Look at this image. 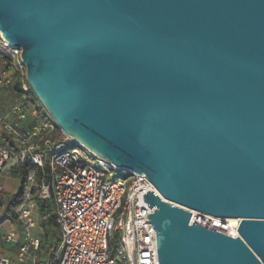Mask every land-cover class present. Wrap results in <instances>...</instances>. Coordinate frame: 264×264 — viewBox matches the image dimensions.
Wrapping results in <instances>:
<instances>
[{
    "label": "water",
    "instance_id": "1",
    "mask_svg": "<svg viewBox=\"0 0 264 264\" xmlns=\"http://www.w3.org/2000/svg\"><path fill=\"white\" fill-rule=\"evenodd\" d=\"M0 35L59 128L165 200L158 264H264V0H0Z\"/></svg>",
    "mask_w": 264,
    "mask_h": 264
},
{
    "label": "built area",
    "instance_id": "2",
    "mask_svg": "<svg viewBox=\"0 0 264 264\" xmlns=\"http://www.w3.org/2000/svg\"><path fill=\"white\" fill-rule=\"evenodd\" d=\"M0 92L17 79L28 84L20 50L0 35ZM25 94L0 110V132L13 147L0 146V173L13 157L12 166L30 163L22 199L14 209V230L0 236L3 246L0 264H158L156 232L147 214L143 195L154 192L165 201L145 174L126 172L96 156L66 135L48 114H31ZM0 183V199H3ZM50 203L60 233L58 248L51 260L40 257L43 230L39 204ZM7 204L0 206L5 210ZM178 206V205H175ZM189 224L197 223L219 232L225 224L216 218L191 211Z\"/></svg>",
    "mask_w": 264,
    "mask_h": 264
},
{
    "label": "trees",
    "instance_id": "3",
    "mask_svg": "<svg viewBox=\"0 0 264 264\" xmlns=\"http://www.w3.org/2000/svg\"><path fill=\"white\" fill-rule=\"evenodd\" d=\"M13 91L17 95L25 94L27 99L35 106H38V110H40L44 116H47L46 110L43 108L37 97L32 92L31 88L27 84L25 88H22L19 81L16 79L12 86ZM8 144L13 147L10 139L7 138L5 134H0V145ZM14 148V147H13ZM33 166L30 163L25 164H16L12 167L11 171L15 178H18V189L16 193L12 194L7 201L0 199V206L3 204H7L5 208V219L14 221L15 214L14 209L20 203L22 199L23 187L26 182V176L29 170H31ZM39 214H40V225L43 230L42 235V246L40 257L44 260H51L53 253L58 248L60 242V233L58 226L55 222L54 210L50 203H41L39 204ZM6 253L0 249V255H5Z\"/></svg>",
    "mask_w": 264,
    "mask_h": 264
},
{
    "label": "rangeland",
    "instance_id": "4",
    "mask_svg": "<svg viewBox=\"0 0 264 264\" xmlns=\"http://www.w3.org/2000/svg\"><path fill=\"white\" fill-rule=\"evenodd\" d=\"M18 98V95L13 91L12 87L5 89L3 91L0 92V110L6 108L8 105L12 104L16 99ZM42 105V104H41ZM27 108L29 109L31 114H38V115H43V113L38 110V106L33 105L29 100H28V104H26ZM44 108V107H43ZM47 112V111H46ZM48 115V113H47ZM44 116V115H43ZM12 161H13V157L11 158L10 162L8 163L6 169H4L1 173H0V178L5 179V194L3 193V200L7 201L8 196L7 195H12L14 193H16L17 189H18V181H16L15 177L12 174ZM121 175L125 176L127 175L126 172L121 171ZM14 230L18 237L21 238V230L19 225H17L16 223L5 219V211L2 210L0 211V236H2L3 234ZM3 246L9 247L10 248V253H9V257H11L12 259L15 258V246L14 244H6V243H1L0 242V247L4 248Z\"/></svg>",
    "mask_w": 264,
    "mask_h": 264
},
{
    "label": "bare ground",
    "instance_id": "5",
    "mask_svg": "<svg viewBox=\"0 0 264 264\" xmlns=\"http://www.w3.org/2000/svg\"><path fill=\"white\" fill-rule=\"evenodd\" d=\"M216 222L225 224V232L231 236H237L236 228L239 224L238 218H216Z\"/></svg>",
    "mask_w": 264,
    "mask_h": 264
},
{
    "label": "crops",
    "instance_id": "6",
    "mask_svg": "<svg viewBox=\"0 0 264 264\" xmlns=\"http://www.w3.org/2000/svg\"><path fill=\"white\" fill-rule=\"evenodd\" d=\"M0 66H1V59H0ZM0 134H2L1 132H0ZM0 146H3V145H0ZM6 169V168H5ZM16 179V181H18V178H15ZM0 183L2 184V186H3V193L5 194L6 192H5V179H3V178H0ZM18 184H19V182H18ZM8 196V198L7 199H9V197L11 196V195H7ZM1 249V248H0ZM1 250H3V249H1ZM4 251V250H3ZM5 252V251H4ZM5 253H7V252H5Z\"/></svg>",
    "mask_w": 264,
    "mask_h": 264
}]
</instances>
